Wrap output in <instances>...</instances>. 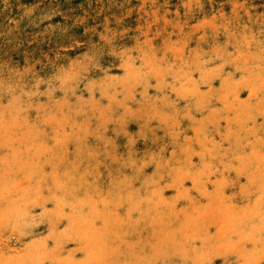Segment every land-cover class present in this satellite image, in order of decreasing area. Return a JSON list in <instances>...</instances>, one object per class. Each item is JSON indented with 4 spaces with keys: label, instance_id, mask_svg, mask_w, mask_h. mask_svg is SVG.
Instances as JSON below:
<instances>
[{
    "label": "bare ground",
    "instance_id": "6f19581e",
    "mask_svg": "<svg viewBox=\"0 0 264 264\" xmlns=\"http://www.w3.org/2000/svg\"><path fill=\"white\" fill-rule=\"evenodd\" d=\"M215 28L217 26L212 25L211 31ZM238 36L241 37V34ZM247 40L241 39L240 47H246L249 43ZM236 49L239 56L230 60L228 68H223L226 63H215L213 60L208 62V58L205 66L202 62L204 69L202 67L203 70H199L194 78L189 75L190 70L186 73L179 65L180 83L186 84L187 89L183 90L182 86L185 85L180 84L177 95L176 89H160L158 86L161 96L150 94L151 90L155 91V83L148 85L149 91L145 95L138 91L142 95V104L152 102L154 113L166 115V119H163L169 125L166 126L167 132L160 125L148 128L138 121L139 118L134 119L130 125H114L112 97V101L106 100L104 104L100 102L104 112L107 111V116L103 117L105 119L102 122H98L97 129H80V125L76 124L75 132H72L76 135L66 132L70 134L66 136L67 141H70V150H66V145L60 139H57L58 142L54 140L55 137L60 138V133L67 128L62 121L57 123L60 132L41 127L34 129L32 125L29 131L21 132L15 126L17 130L12 132L17 144L10 145L11 154L2 153L3 148L0 151V160H4V163H0V183L5 178L7 180L6 176H10L3 170L10 168L14 172L17 168L18 175L27 171L30 178L26 181L27 184L23 181L26 184H23L24 192L13 188L11 180L7 183L8 197H3L0 189V217L5 219V224L8 222L7 227L13 228L0 230V264H106L108 259L115 264H204L206 256L196 245V237H201L204 231L216 224L226 225L225 242L235 250L238 236H253L251 241L247 243L246 239L245 244L239 247L234 258H227L229 262H242L246 256L261 255L264 249V46L253 53L250 49L246 52L239 50L242 48ZM215 52L218 53L217 50ZM186 58L187 54L183 56V60H187ZM190 64L193 65V62ZM164 67L159 69L160 73L167 69ZM136 69L134 65L133 68H127L124 84L127 82L131 86L136 81ZM163 73H167V70ZM231 80L234 81L230 84ZM142 81L143 79L139 80L137 84ZM109 83L115 84V89L118 85L121 89L123 85L117 81ZM126 84L123 86L125 89L128 88ZM70 88H73V94L78 100L84 99L86 102L91 97V90H86L89 87L80 92L75 84H71ZM118 92L115 93L120 95ZM107 94L110 93L105 96ZM161 97L166 101L160 100ZM161 101L166 103L163 105ZM122 105L124 108V104ZM18 108L20 110L15 119L22 124L21 120L30 119L29 111L24 106ZM169 111L175 113L177 119ZM4 121L5 127L11 122ZM81 135L85 137H82L80 143H76L77 146L74 145V140ZM3 137L5 136L1 138ZM34 137L39 139V145L30 148L29 143ZM4 139L6 141V137ZM21 143L26 149L25 153L19 152L18 145L22 147ZM3 145L0 142V147ZM37 165L39 169L35 174ZM13 174L12 176L16 175ZM250 188L252 192H246ZM242 193L244 205L237 206ZM193 194L199 196V216L207 211L205 202H208V196L216 200L214 207L209 209L215 216L208 217L205 223H200L195 228L194 234L189 235L178 232V224L172 223L175 220L184 221L187 216L198 218L197 213L188 214L192 211L188 209L189 206H185L189 204V198ZM24 203H29L27 209H21ZM172 206L175 209L185 208L186 211L182 212L180 219L163 222L161 218L158 219L160 226L153 225L150 213H156L159 217L164 208ZM243 208L245 213L240 217L238 214ZM207 214L210 213H205ZM47 220L53 229H40L39 225ZM54 220H60L58 228L53 226ZM2 221L1 226L4 225ZM32 234L38 235V242L36 239L29 240ZM168 237L170 242L172 239L176 240L173 241L176 244H170ZM12 240L21 243V247L13 246ZM56 240L65 241L67 245L76 242L80 246L76 253L65 249L58 258H51L44 263L35 246L40 243L50 245ZM135 243L136 246L131 247ZM107 247H112L113 250L109 251ZM25 251H29V257Z\"/></svg>",
    "mask_w": 264,
    "mask_h": 264
},
{
    "label": "rangeland",
    "instance_id": "374dc122",
    "mask_svg": "<svg viewBox=\"0 0 264 264\" xmlns=\"http://www.w3.org/2000/svg\"><path fill=\"white\" fill-rule=\"evenodd\" d=\"M227 23L229 24L227 25ZM211 24L217 26L213 31H211ZM230 32H233V34ZM213 34L216 35L213 36ZM240 34L241 37L238 36ZM244 34L249 37L243 36ZM244 38L245 40L248 39L249 43L246 41L247 46L240 47L239 42ZM236 40L239 41L237 42ZM263 40L264 0H0V138L2 136L6 137V141H4L5 137L0 139V142L4 144V147H0V151L3 148L2 153L10 152L11 154L10 145L17 144L14 137V132L17 130L15 126L19 127L22 130L21 132L29 131L30 125L34 129L41 127L60 132L61 129L57 125L58 121L65 123L64 125L67 128L60 133V138L55 137L54 140L58 142L57 139H60L66 145V150H70V145L68 144L70 141H67V137L70 134L66 132H75L74 126L76 124L80 125V129L89 127L90 129H97L99 127L97 125L98 122H102L105 119L103 117L107 116V111L104 112L101 106L106 100L112 101V99L115 101V103L112 101V106H116L115 108L111 106L112 114H116H114V125L121 123L130 125L133 124L134 119L139 118L138 121L144 126L147 125L146 127L152 128L160 125L163 131L167 132L166 126L168 124L164 122V119H166L164 116L166 117V115L161 112L158 114L157 112L154 113L155 108L152 102H148V106L146 103H141L140 96L147 94L150 83H155V86L153 85L155 91L151 90L152 93L150 92V94H159L158 96H161L158 91L159 88H173L176 89L175 93L177 95L180 84L181 86L185 85L184 87L182 86L183 90L187 89L186 84L180 83V69L185 70L186 73L190 70L188 73L189 75L191 74V78H194L198 75L199 70L204 69L205 61L208 58V62L213 60L215 63H226V65L223 64L224 66H222L223 68H228L231 65L230 60L235 56H239L236 48H242L239 50L245 52L250 49L253 53L257 48L264 46ZM232 49L236 52L232 51ZM213 50L214 52L217 50L218 53H214ZM186 54L187 60L184 61L183 56ZM191 60H193V65L190 64L192 63ZM202 62H204V66ZM138 64L140 67L137 68ZM133 65L134 69L137 68V72L134 75V80L136 81L131 86H128L127 82H125L128 87L125 89V74L128 71L127 68H133ZM179 65L182 68L179 69ZM170 66L173 72H171L172 70L168 71ZM196 66L197 68L199 67L198 70ZM162 67L167 69H163L160 73L159 71ZM166 70L167 73H163ZM199 75L201 76V74ZM159 76L163 77H161L162 80ZM157 77H159V82ZM142 79L143 81L138 83V85L137 82ZM114 80L117 83H123L121 89L119 85L116 89L115 84L109 85V82H115ZM233 81L231 80L230 84ZM71 84H75L76 89L79 90L78 92L89 87L86 90L93 91L89 93L90 99H87L86 102H84V99H76L73 94V88H70ZM212 85L210 87L213 89L214 85ZM91 87L93 88L91 89ZM142 88L143 90H141ZM216 89L214 88V90ZM112 90L115 92L119 91L120 95L112 92ZM133 91L134 94L136 91L137 93L134 95ZM138 91H141L142 95ZM106 93L110 94L105 96ZM160 100L166 101L163 97ZM164 101L160 103L164 105L166 103ZM86 103L88 104L86 105ZM122 104H124V108ZM20 106L28 109L30 117L27 121L21 120L22 124L16 120L17 113L20 110L18 107ZM77 106L78 108H76ZM143 106L144 108H142ZM163 107L161 106V108ZM74 112L76 113L74 114ZM175 113H177V109ZM130 114L131 116H129ZM133 114L139 115L132 116ZM169 114L172 113L169 111ZM116 117L119 119L117 120ZM124 117L126 120H124ZM173 117L176 118L175 115ZM161 118L162 122H160ZM1 120L3 122H5L4 120L11 122H8L9 125L5 127ZM9 126L11 127L9 128ZM8 133H11L10 139ZM72 134L76 135V133ZM82 137H85V135L79 136L77 140L75 139L74 145L77 146L78 144L76 143H80ZM65 141L67 142L65 143ZM29 144L30 148H36L39 145V139L34 137ZM21 145L23 148L18 145L20 147L19 152L25 153L26 149L22 143ZM0 163H4V160L3 162L0 160ZM188 166L189 164L184 167L187 168ZM10 169H8L9 171L3 170V172H8L7 174L10 175L6 176L7 180L5 178V181L0 183L3 197L9 196L6 193L9 180L14 183L13 188L24 192L26 181H29L30 178V174L26 173L27 171L18 175L17 168L14 169L16 170L15 172L13 170L10 171ZM38 169L39 166L37 165L34 169L35 174H37ZM167 170L170 173L169 169ZM12 174L17 178L12 176ZM21 183L22 187H20ZM246 192H252V189L250 188ZM207 199L208 202H205L207 211L202 212L199 216V196L191 195L189 204L185 206H189L188 209L192 211L188 214L197 213L198 218H189L187 216L184 221L175 220L172 224H178V232L192 235L200 223L203 224L208 217L215 216L209 209L214 207L216 200L214 201L209 196ZM238 200L237 206L244 205L243 193ZM28 207L29 203H24L21 209H27ZM180 208L166 207L159 217L156 216V213L151 212L152 220L150 221L153 225L160 226L158 219L162 218L163 222H168L169 219H180L182 212L186 211L185 208L183 210ZM244 210L245 208L240 209L238 214L240 217L244 215ZM205 213L210 214L205 215ZM1 221L4 225H0V230L9 228L7 227L9 225L7 221L5 224V219L0 217ZM59 221H52L53 226L58 228L60 225ZM50 224L49 220L44 221L39 225V228L44 229L47 227L48 229H53ZM9 229L13 230V228ZM226 229L225 224H216V226L204 231L201 237L197 235L196 245L201 248L206 256L203 260L204 264H221L228 261L229 257L230 259L234 258L237 250L239 251L240 249L239 247L245 244L246 239H248L247 243L253 239L251 235L243 234L238 236L235 240V244L238 243L235 250L234 247H229L225 242ZM37 236L32 234L29 240L36 239V242H38ZM169 239L170 237H168L167 241ZM173 241L176 240L172 239L171 242L169 241L170 244H176ZM12 245L17 248L21 247V243L14 242V240H12ZM66 245L65 241L56 240L53 244L40 243L35 247L45 263L51 258H58L65 249V251L76 253L80 243L72 242ZM135 246L136 243L131 247ZM107 249H112V247H107ZM234 251L236 252L234 253ZM262 251L263 253L257 257L250 255L244 257L245 260L242 262L228 261L225 264H264V249ZM24 253L29 257V251ZM261 256L262 258H259ZM106 264L115 263L108 259Z\"/></svg>",
    "mask_w": 264,
    "mask_h": 264
}]
</instances>
